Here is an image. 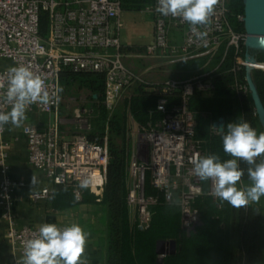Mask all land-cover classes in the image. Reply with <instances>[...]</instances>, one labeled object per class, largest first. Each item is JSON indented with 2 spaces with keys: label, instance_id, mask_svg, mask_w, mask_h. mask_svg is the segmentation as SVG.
Returning a JSON list of instances; mask_svg holds the SVG:
<instances>
[{
  "label": "built area",
  "instance_id": "obj_1",
  "mask_svg": "<svg viewBox=\"0 0 264 264\" xmlns=\"http://www.w3.org/2000/svg\"><path fill=\"white\" fill-rule=\"evenodd\" d=\"M156 7L157 0L146 7L155 23L154 40L145 47L148 54L160 55L169 61L207 56L209 62L218 60L212 70L187 79L149 82L129 69L122 60L123 0H0V111H8L10 107L2 89L7 87L11 66H30L45 80L50 94L62 88L60 75L65 68L104 73L110 108H115L138 82L158 90L160 96L155 111L151 112V120L139 128L140 137L148 147L139 148L128 158V204L135 209L138 227L147 229L152 221V209L159 200L145 193L146 176L150 172L154 188L163 193L167 202L179 204L182 228L190 233L202 222L196 200L205 194L213 196L211 181L205 191V181L199 180L193 172L192 161L209 153L203 148V141L197 138L200 117L206 114L193 110L190 103L196 93L213 91L214 78L221 74L233 75L230 87L236 94L251 95L247 67L252 72L264 70L261 65L264 62L257 60L246 46L247 33L241 27L244 11H233L230 0H219L210 23L198 28L207 32L203 40L186 22L163 16L156 12ZM43 14L48 17L46 38L41 37ZM173 30L183 34L182 43L172 41ZM173 92H180V99L175 100L170 95ZM61 95L62 91L59 102L36 103L27 109L53 116L44 129L31 124L24 126L29 162L55 185L70 186L76 200L81 201L88 189L100 201L109 162L107 137L104 143L90 141L82 133L67 139L62 129ZM81 117L78 113L76 118L82 121ZM214 122L212 132L221 134L223 130L214 128ZM5 132L6 126L0 132V221L9 222L7 238L18 253L10 264H17L23 257L24 242L38 234V227L20 226L16 220L14 191L24 182L11 175L8 161L11 141L4 138ZM82 182H87V187L81 188ZM48 195L49 189L45 188L31 198L37 202Z\"/></svg>",
  "mask_w": 264,
  "mask_h": 264
},
{
  "label": "trees",
  "instance_id": "obj_2",
  "mask_svg": "<svg viewBox=\"0 0 264 264\" xmlns=\"http://www.w3.org/2000/svg\"><path fill=\"white\" fill-rule=\"evenodd\" d=\"M132 6L138 8L136 4ZM230 7L233 11L243 12L244 0H230ZM46 19L47 14H44L41 20L43 29H46ZM259 61L264 62V59ZM263 72L256 69L252 76L264 103ZM60 80L62 91H86L93 102L96 125L87 132L88 139L104 143L107 137L109 162L101 200L109 209L107 264H256L257 241L263 224L262 208L260 214L256 210L259 205L250 204L247 208L236 209L224 202L221 207L218 199L205 194L196 200L202 222L188 233L181 225L179 204L167 202L163 193L154 188L151 173L147 172L145 193L155 195L159 200L152 209V221L147 229H140L136 218L132 220L127 199L128 113L130 111L141 126L146 125L151 120V112L156 109L160 96L158 90L138 82L125 94L122 102L110 108L104 73L75 72L65 68ZM232 80V74L216 76V88L209 93H196L190 103L193 110L206 114L200 117L197 138L203 141V148L209 154H217L222 161L231 158L222 147L226 127L221 134H214L211 128L213 121L224 118L226 125L239 118L248 121L258 134L264 132L251 95L236 94L230 87ZM170 95L175 100L180 99V92ZM240 167L245 169L242 186L247 185L250 183L247 166L240 162ZM58 187L65 193L73 194L70 186ZM204 189L208 191V181L204 182ZM83 200L95 202L97 196L87 189ZM160 240H175L177 251L159 259L157 243Z\"/></svg>",
  "mask_w": 264,
  "mask_h": 264
},
{
  "label": "clouds",
  "instance_id": "obj_3",
  "mask_svg": "<svg viewBox=\"0 0 264 264\" xmlns=\"http://www.w3.org/2000/svg\"><path fill=\"white\" fill-rule=\"evenodd\" d=\"M219 0H157L156 12L163 16L180 18L186 22L191 31L203 40L206 31L198 28L207 26L214 15ZM4 99L9 105L8 111H0V132L6 125L9 130L19 128L27 118L26 111L32 104L47 105L59 102L62 88H56L50 94L45 80L30 66H11L7 74V87L2 89ZM226 132L222 135L223 152L230 159L222 161L217 154L198 156L192 163L193 172L201 181H211L212 195L218 199L220 206L227 202L236 209L247 208L259 203L264 197V132L257 133L251 124L243 119L217 128ZM257 158H260L259 161ZM240 162L247 166L249 184L238 187L245 174ZM36 183L33 176L32 185ZM87 187V182L80 184ZM56 192L53 190V198ZM79 224L59 227L55 223H43L38 227V234L26 240L23 245V257L17 264H89L84 256L88 238Z\"/></svg>",
  "mask_w": 264,
  "mask_h": 264
},
{
  "label": "crops",
  "instance_id": "obj_4",
  "mask_svg": "<svg viewBox=\"0 0 264 264\" xmlns=\"http://www.w3.org/2000/svg\"><path fill=\"white\" fill-rule=\"evenodd\" d=\"M153 2L154 0H141L139 3H136L135 0H123V5L125 9L133 8L134 10L142 9L145 11L146 7ZM134 4L138 5V8L133 7L132 5ZM149 16L154 19L152 14ZM171 36L173 42L182 43L183 34L180 31L173 30ZM143 47L146 46H141L140 48L143 49ZM190 59L191 61H203L205 67L207 66L208 68L204 72L212 70L218 64V60L209 62L207 56H196ZM180 61L172 62L168 60L164 63L170 64ZM26 117L19 128H14L10 131L9 128L12 126L6 125L4 135L5 139L11 141L8 160L11 175L13 178L24 182L23 186L18 187L14 191V212L18 224L20 226L30 225L33 227H39L43 223H55L59 227L70 226L73 223L79 224L86 232L91 234L88 238L84 254L89 264H107L109 237L108 205L101 200L92 202L82 199L81 201H77L73 194L63 192L45 173L29 162L28 142L23 133L24 126L31 124L44 129L53 119V116L39 111L30 112L27 110ZM33 176L36 178L34 185H32ZM237 186L241 187L242 182L240 181ZM45 188L49 189V195L37 202H33L31 196L34 193L41 192ZM53 190L56 192L54 198ZM262 200L261 197L260 203L253 204L259 205V210L262 208L260 211L263 216V224L257 241L256 264H264V206ZM8 227V221H0V264H10L18 256L14 246L7 238Z\"/></svg>",
  "mask_w": 264,
  "mask_h": 264
},
{
  "label": "rangeland",
  "instance_id": "obj_5",
  "mask_svg": "<svg viewBox=\"0 0 264 264\" xmlns=\"http://www.w3.org/2000/svg\"><path fill=\"white\" fill-rule=\"evenodd\" d=\"M149 15L146 10L142 9H123L122 21L124 25L121 39L124 55L122 60L129 69L141 74L149 82H163L170 78L187 79L208 69L203 61H191V59L166 64L164 62L169 59L161 58L160 55H149L145 47L141 49V46H146L154 40L155 23ZM46 22V29L41 27L42 38H46L48 34V17ZM251 52L255 54L257 60L264 59L263 50L251 49ZM146 69L148 70L145 71ZM259 70L264 71L263 69ZM87 95L88 92L76 89H63L62 91L60 113L63 117L62 129L67 139H72L81 133L87 135V132L92 131L96 125L95 108ZM78 113L82 116V121L77 120ZM261 127L264 128L262 124ZM139 128L140 124L129 111L127 132L129 158L139 148L146 150L148 147L146 141L140 137ZM262 199L264 206V197ZM131 216L134 221L137 217L135 209H131Z\"/></svg>",
  "mask_w": 264,
  "mask_h": 264
},
{
  "label": "water",
  "instance_id": "obj_6",
  "mask_svg": "<svg viewBox=\"0 0 264 264\" xmlns=\"http://www.w3.org/2000/svg\"><path fill=\"white\" fill-rule=\"evenodd\" d=\"M244 15V28L247 33L246 46L250 50L257 49L264 51V0H244ZM252 73V69L247 67V80L251 90V97L254 101L259 120L264 127V103ZM224 124V118H220L214 122L215 127ZM256 210L260 214L258 207H256ZM176 251L177 243L175 240H160L157 243V252L161 260L164 255L175 253Z\"/></svg>",
  "mask_w": 264,
  "mask_h": 264
},
{
  "label": "bare ground",
  "instance_id": "obj_7",
  "mask_svg": "<svg viewBox=\"0 0 264 264\" xmlns=\"http://www.w3.org/2000/svg\"><path fill=\"white\" fill-rule=\"evenodd\" d=\"M263 67H264V63L263 64H261Z\"/></svg>",
  "mask_w": 264,
  "mask_h": 264
}]
</instances>
